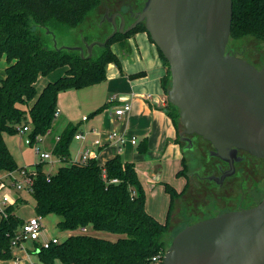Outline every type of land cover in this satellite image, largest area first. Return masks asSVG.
I'll list each match as a JSON object with an SVG mask.
<instances>
[{
	"label": "trees",
	"instance_id": "trees-1",
	"mask_svg": "<svg viewBox=\"0 0 264 264\" xmlns=\"http://www.w3.org/2000/svg\"><path fill=\"white\" fill-rule=\"evenodd\" d=\"M100 2L0 0V61L4 57L7 62L5 75L0 78V172L26 173L24 167L16 164L4 134H17L18 125L30 126L32 141L36 136L48 134L54 125L58 94L103 82L108 63L119 67V60L111 46L136 32H146L141 23L125 34L116 33L104 47H94L89 58H82L78 51L58 50L53 46L51 34L77 29L95 16ZM245 37L264 41V0H232L229 40ZM83 39L75 46L84 47V42L89 43L87 37ZM84 54L87 55L86 50ZM160 56L166 67L162 89L167 94L170 72L161 53ZM63 67L66 68L64 75L48 82L37 94V79ZM166 102V112L178 129V110ZM101 109L91 115H96ZM75 131L76 128L71 125L65 127L51 151L54 157L69 164L60 166L55 174H49L43 170L45 163L39 162L33 166L34 174L27 172L32 179L29 194L33 197L37 216L55 214L60 217L58 228L72 233L48 248L37 242L35 252L38 262L152 264L153 257L162 256L170 245L169 220L173 202L184 195L188 186L177 192L168 183H161L169 196V205L166 221L160 223L145 209V191L132 162H123L119 155L103 165H99L94 158L80 164L71 161L69 147ZM176 141L179 142V137ZM146 149L143 140L137 151L144 153ZM187 166L183 158L182 169L177 175L187 178ZM112 179L117 182H111ZM23 223L15 214L13 204L4 207L0 220V260L14 259L12 242L18 244L21 241L18 232ZM81 228L94 234L78 233ZM97 233L111 234L115 239L98 237Z\"/></svg>",
	"mask_w": 264,
	"mask_h": 264
},
{
	"label": "water",
	"instance_id": "water-1",
	"mask_svg": "<svg viewBox=\"0 0 264 264\" xmlns=\"http://www.w3.org/2000/svg\"><path fill=\"white\" fill-rule=\"evenodd\" d=\"M231 20L232 0H146L125 29L123 16L111 14V32L102 41L57 47L51 36L58 50L89 58L94 47L142 23L168 64L167 101L178 110L182 133L201 137L211 156L230 164L237 151L264 160V62L258 69L227 52ZM182 133L179 140L190 145ZM162 264H264V196L253 207L185 226Z\"/></svg>",
	"mask_w": 264,
	"mask_h": 264
},
{
	"label": "crops",
	"instance_id": "crops-1",
	"mask_svg": "<svg viewBox=\"0 0 264 264\" xmlns=\"http://www.w3.org/2000/svg\"><path fill=\"white\" fill-rule=\"evenodd\" d=\"M83 38L78 34L79 42H82ZM95 40L100 41L98 38H93L88 42ZM111 49L119 60V67L112 62L108 63L103 82L78 90H66L63 91V94L59 93L63 101L61 104L57 101L58 117L62 118L64 114L67 117L69 109H72L73 117L64 121L62 129L56 134V137L63 132L65 127L71 125L76 128L71 144L75 143L77 147L74 156L70 152L71 160L77 159L85 150L94 152V159L99 165H103L107 160L119 155L123 162L134 164L144 189L148 187L163 195L165 192L161 183H168L177 192H180L186 185L189 186L185 176L177 175V172L182 169V159H185L184 149L182 142L176 141L180 134L166 112L167 96L162 89L166 67L160 52L149 35L142 31L114 43ZM65 71L66 68L63 67L56 69L46 77H39L35 88L37 82L40 81L39 91H41L48 82L63 76ZM4 75L5 72L0 75V78H3ZM59 94L57 99H59ZM80 95L83 96V99L78 98L76 103L75 101L69 103L65 99L66 96L79 97ZM125 102L130 104V110L122 116H115L114 108ZM100 108L102 109L99 113L91 115ZM74 109L77 111V115H74ZM79 115H82L80 119ZM83 116H87L86 120H82ZM113 131L124 139L119 151L116 142L107 139L108 134ZM52 134L53 129L43 136L41 142L45 143L46 137ZM77 135H80L79 139L75 138ZM96 139L102 142L100 147L93 145V141ZM132 139L135 140V144H132ZM143 140L146 142L147 149L144 153H138L137 147ZM55 143L56 141L51 142L50 146H43L44 148L41 150L51 152ZM53 162L61 161L57 158L52 159L50 164ZM154 167L157 168L158 175L153 172ZM3 173L5 172H0V175ZM187 193L186 189L184 195ZM15 198L18 199H16L17 201L21 199L19 192H16ZM147 205L148 203L145 202L147 213L162 223L164 212L156 215L155 211H151ZM2 209H0V220ZM175 217L176 215L172 214V219ZM14 256L19 264H34L30 261V253H27L23 248L15 249ZM13 262V260H0V264H13Z\"/></svg>",
	"mask_w": 264,
	"mask_h": 264
},
{
	"label": "rangeland",
	"instance_id": "rangeland-1",
	"mask_svg": "<svg viewBox=\"0 0 264 264\" xmlns=\"http://www.w3.org/2000/svg\"><path fill=\"white\" fill-rule=\"evenodd\" d=\"M144 0H142L143 3ZM124 2H131L133 5L137 4L136 6L138 8H143V5L139 0H101L100 6L97 9L95 16H91L89 21L84 22L82 25L77 27V29H67L62 31V33L56 32L54 35L55 41L58 45L61 46H74L78 42V34L81 35V37H87L89 40L93 38H98L100 41L104 40V38L111 32V24L109 23L108 19L113 14V12L120 7L122 13L125 15L127 10L124 5H122ZM129 21H131L130 18L127 19V25H129ZM45 33H47L45 31ZM53 41V40H52ZM84 41V39H82ZM226 50H232L233 52L237 53L244 59L248 60L249 62H252V64L260 69L264 62V41L257 40L253 37H245L239 40L230 39L228 41ZM230 52V51H229ZM7 66V62L5 59H2L0 62V75L4 74V69ZM39 85L40 81L37 82L36 88L37 91H39ZM40 92V91H39ZM63 94V91L60 93ZM59 94V104L62 103L61 95ZM78 98L83 99V96L80 95L79 97H65L66 100L69 101V103H72V101L78 102ZM82 104L83 101L81 100ZM31 104V103H30ZM25 108V107H22ZM64 114V113H63ZM74 115H77V111L74 109ZM65 116V117H64ZM62 118H57L54 121V127L53 134L46 137L45 143L39 142L36 144V146H29L24 144L25 135L24 134H15V135H8L4 134V140L7 145V148L11 152L12 156L14 157V160L16 164L19 167H24L26 172H33L35 173V168H33L34 164L38 161V156L36 155V152L34 150L35 147H38L40 149H43V146H50L51 142H54L56 139V134L59 133V131L62 129V126L64 125V121L66 119L73 117V111L72 109H69L68 116L64 114ZM82 115H79V119ZM87 116H83L82 120H86ZM74 122V120H72ZM22 126V125H21ZM29 126V125H27ZM30 127V126H29ZM183 127L181 126L180 122H178V132L182 133ZM91 140V139H90ZM45 144V145H44ZM205 148L207 150L212 151V147L207 142H204ZM47 146V147H48ZM76 145L75 143L71 144L70 146V152L74 156L76 154ZM184 157L185 161H187L188 166L185 169L188 183L191 179L192 174L200 173L201 166L203 164L207 163V155L202 154L201 152H190L189 150L184 151ZM52 159H56L52 155ZM215 162L214 159L210 160L209 165H212L211 163ZM69 164L68 162H53L50 164V162H45L43 166V170L46 173L49 174H55L57 169L60 166ZM264 167V164L262 165ZM23 171H17V172H5L0 175V181H2L5 185L3 189L0 190V209H2L4 206L2 202V196L3 195H9L10 199L12 200V204L14 205L15 214L19 216L23 221H26L33 217H38L34 210V200L33 197L29 194L27 190L19 191L21 199L17 201L18 199L15 198L16 192L15 189L12 187L11 182L13 183H21L22 185L26 182V179L23 175ZM203 173V172H202ZM201 173V174H202ZM207 174V172H206ZM203 176V174H202ZM160 183V182H159ZM253 184L252 180H249L246 184V192L248 191V188H251L253 190ZM258 189L256 192V202H259L261 198L264 196V184L259 183L257 180ZM157 185V184H155ZM159 185V184H158ZM171 185V184H170ZM174 186V185H173ZM207 188H213V185L207 184ZM163 187V186H162ZM189 187H187V191L189 190ZM145 199L148 203V207L151 211H155L156 215L162 214L164 212V220H165V214L167 210L168 205V195L165 193L162 195V193H158L156 191H153L152 189L145 187ZM207 196V194H206ZM183 197V196H182ZM204 197V196H203ZM201 197L197 203H194L188 207L189 210L192 211L189 215H187L184 211V209H180V206L178 204V199H176L173 202L172 211L170 213V227H169V235L168 238L171 240L180 230H182L186 225L193 224L195 222L200 221L201 219L213 216L217 211L220 209V206L213 205L216 203L217 199H213V197L207 196L206 200L205 198ZM17 199V200H16ZM252 200V198H250ZM17 201V202H16ZM197 204H200L202 207L208 206V208L205 209L206 212H203V210H197L196 206ZM212 204V205H211ZM218 204V202L216 203ZM10 205V204H9ZM186 207V206H185ZM183 207V208H185ZM179 209L181 211H179ZM187 209V207L185 208ZM3 210L1 211V215H3ZM172 214L176 215L175 218L172 219ZM40 219V222L42 224V231L40 240H50L52 238H57L59 242H62L65 240L69 235H71V232L62 231L58 228L57 223L60 220V217L56 216L55 214H49L45 217H38ZM164 220H162L164 223ZM186 220V221H185ZM78 233H82L81 230L77 231ZM87 234H94L91 230L87 229ZM96 236L102 237L109 240H114L115 236L107 233H97ZM36 243V244H35ZM40 244V243H39ZM38 243L33 242L30 240H27L25 238H21V241L17 244V246L13 247V251L17 248H23L27 253H30V261L34 264H40L38 262L36 252ZM168 246V244H167ZM36 251V252H35ZM164 255V254H163ZM162 255V256H163ZM16 259V257H14ZM14 259H12L14 261ZM54 264H61L59 261H55Z\"/></svg>",
	"mask_w": 264,
	"mask_h": 264
},
{
	"label": "flooded vegetation",
	"instance_id": "flooded-vegetation-1",
	"mask_svg": "<svg viewBox=\"0 0 264 264\" xmlns=\"http://www.w3.org/2000/svg\"><path fill=\"white\" fill-rule=\"evenodd\" d=\"M139 1L142 3V0ZM145 1L146 0H144L142 4H144ZM122 5H124L127 10L125 15L122 13L120 7H118L113 13L119 12L123 16L125 21V29L136 20V13L141 11L142 7L138 8L136 6L137 4L133 5L131 2H124ZM128 18L131 19V21H129V25L126 24ZM116 21L119 22V19L116 18ZM227 52L243 58L232 50H227ZM246 61L249 62L248 60ZM249 63L252 64V62ZM182 136H187L191 140L190 145H188V143L184 140L181 141L185 151L189 150L193 153L201 152L202 154H206L207 163L201 166L200 173L197 174L194 172L192 174L189 181L190 187L188 193L183 197L178 198V204L181 210L184 209V212L189 215L192 213V211L189 210L188 207L192 205L193 202L197 203L203 196L205 200L207 196L213 197V199L216 198L218 204H216V202L213 205L220 206V209L217 211V213L207 218H211L225 212L247 209L258 203L256 202V192L258 189L257 180L259 183L264 184V167L262 166L264 164L263 159L256 158L244 151H237L234 158L232 159V164H230L227 161L211 156V151L205 148L204 142L207 141L203 140L201 137L197 135L188 136L184 133H182ZM211 159H214L215 162H212V165H209ZM249 180H252V182L255 184L252 186L253 190L248 188V191L246 192V184ZM207 184L213 185V188H207ZM250 198H252V200ZM185 206L187 209H185ZM206 208H208V206L202 207L200 204H197L196 206L197 210H203V212H206ZM180 209L179 211H181Z\"/></svg>",
	"mask_w": 264,
	"mask_h": 264
},
{
	"label": "built area",
	"instance_id": "built-area-1",
	"mask_svg": "<svg viewBox=\"0 0 264 264\" xmlns=\"http://www.w3.org/2000/svg\"><path fill=\"white\" fill-rule=\"evenodd\" d=\"M130 110V104L129 103H123L120 106H116L113 110V114L115 116H122L125 113H127ZM59 114V110L57 109L56 112L54 113V118L56 120V118L58 117ZM16 130H17V134H24L26 137L24 139V144L25 145H29L31 147L36 146L37 143L42 141L43 136H36L34 138V141H32L31 137L29 136L30 134V127L29 126H16ZM76 139L80 138V135L75 136ZM108 141L109 140H114L116 142V144L118 145V151L121 148V145L124 142L123 137L119 136V134L117 132H110L107 136ZM59 140V137L57 136L55 141L57 143V141ZM132 144H135V140L132 139L131 140ZM93 145L100 147L102 145V142L99 139H96L93 141ZM36 155L38 156V162H42L45 163L47 162H52V153L48 152V151H42L40 148L35 147L34 148ZM94 152H91L90 150H85L83 152H81V154L79 155V157L75 160H71L74 163H85L88 159L90 158H94L95 154H93ZM59 159V158H57ZM60 160V159H59ZM24 172V171H23ZM34 174V173H33ZM26 182L22 185L21 183H13L11 182L10 185H12V187L15 189V192H19V191H23V190H27L28 192L31 191V185H32V179L30 178V176H27V172L23 173ZM47 181L49 182V177L47 178ZM111 182L115 183L117 182L116 179H112ZM5 187L4 183L2 181H0V190L3 189ZM2 202L4 205L7 204H12V200L10 199L9 195H3L2 196ZM82 231V233H86L87 229L86 228H81L80 229ZM42 231V224L40 222V219L38 217H33L30 218L26 221H24V223L22 224V226L19 228V236L21 238H25L27 240L30 241H35V242H39L40 245L43 248H48L51 244H57L59 241L57 238H52L50 240H40V236H41V232ZM17 245V243L15 241L12 242V246L15 247ZM162 257L163 256H154L152 259V264H162ZM13 264H19V261L14 259Z\"/></svg>",
	"mask_w": 264,
	"mask_h": 264
}]
</instances>
